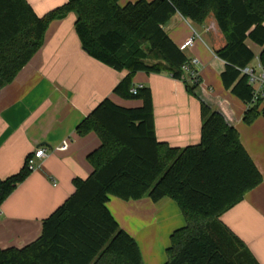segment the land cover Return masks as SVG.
I'll list each match as a JSON object with an SVG mask.
<instances>
[{
	"label": "trees",
	"instance_id": "1",
	"mask_svg": "<svg viewBox=\"0 0 264 264\" xmlns=\"http://www.w3.org/2000/svg\"><path fill=\"white\" fill-rule=\"evenodd\" d=\"M119 2L67 0L40 16L27 0H0V90L43 47L49 25L74 13L89 55L128 71L113 93L142 102L123 107L106 98L78 125L80 136L94 132L101 140L87 157L93 172L74 180L75 192L44 221L40 238L21 249L0 247V264H144L136 240L108 208L111 196L124 201L147 197L155 203L170 198L179 205L186 225L173 232L165 264H260L220 220L263 182L238 130L200 100L201 142L172 147L157 139L151 89L137 87L136 95L131 90L138 72L168 73L194 93L199 82L191 83L182 70L189 59L164 27L177 13L197 24L214 14L227 41L216 52L226 64L223 85L248 105L243 120L252 124L263 100L253 103L242 69L257 56L264 66V0ZM248 41L262 49L259 55ZM31 172L27 159L19 173L0 181V207Z\"/></svg>",
	"mask_w": 264,
	"mask_h": 264
},
{
	"label": "crops",
	"instance_id": "2",
	"mask_svg": "<svg viewBox=\"0 0 264 264\" xmlns=\"http://www.w3.org/2000/svg\"><path fill=\"white\" fill-rule=\"evenodd\" d=\"M27 1L40 16L67 2ZM136 1L120 0L119 4ZM75 23L74 13L53 21L43 47L15 80L0 90V181L19 173L37 149L46 153L0 207L3 249H21L40 238L44 221L75 192L74 180L87 179L93 172L87 157L101 146V140L94 132L80 136L76 129L96 106L106 98L123 107L142 105L113 93L128 71H116L91 57L81 44ZM164 28L178 47L195 37L194 46L184 53L189 60L198 61V88L190 93L187 84L168 73L146 72L134 75V87L151 89L157 139L172 147L183 149L201 142L200 100L238 130L263 182L220 220L264 264V100L260 116L247 125L243 119L248 105L225 89L221 79L226 64L216 52L227 41L214 14L197 24L177 13ZM247 44L260 54L259 46ZM64 142L68 147L60 150ZM108 208L120 227L136 240L144 264H163L173 232L186 225L179 205L170 198L155 203L147 197L124 201L111 196Z\"/></svg>",
	"mask_w": 264,
	"mask_h": 264
},
{
	"label": "built area",
	"instance_id": "3",
	"mask_svg": "<svg viewBox=\"0 0 264 264\" xmlns=\"http://www.w3.org/2000/svg\"><path fill=\"white\" fill-rule=\"evenodd\" d=\"M195 37L188 39L184 44L180 46L181 51H185L188 48L194 46ZM198 61L195 59L189 60L183 67L182 70L191 80V83L199 82V74L196 66ZM243 74L248 76V84L252 88L253 93V103H256L259 100H264V66L261 64L258 56L255 59V62L246 68L242 69ZM137 88H133L131 93L136 95ZM68 147L67 142H64L59 148L60 150H66ZM46 155L45 150L39 148L36 150L33 156L28 158V166L30 170H34L36 167V160L43 158Z\"/></svg>",
	"mask_w": 264,
	"mask_h": 264
},
{
	"label": "rangeland",
	"instance_id": "4",
	"mask_svg": "<svg viewBox=\"0 0 264 264\" xmlns=\"http://www.w3.org/2000/svg\"><path fill=\"white\" fill-rule=\"evenodd\" d=\"M251 45H255L254 43H252L251 41H248ZM149 58H150V60L152 61V62H154V63H157V62H155L157 59H156V56L155 55H151V56H149ZM255 62V61H254ZM253 62V63H254ZM185 83V82H184ZM186 84V83H185ZM189 84H191L190 82H189ZM134 85V84H133ZM123 100H125V101H128V102H140V100H138V99H123ZM165 256L167 257V253H166V251H165ZM165 262H166V259H165V261L163 262V264H165Z\"/></svg>",
	"mask_w": 264,
	"mask_h": 264
},
{
	"label": "water",
	"instance_id": "5",
	"mask_svg": "<svg viewBox=\"0 0 264 264\" xmlns=\"http://www.w3.org/2000/svg\"><path fill=\"white\" fill-rule=\"evenodd\" d=\"M85 50V49H84ZM86 51V50H85ZM87 52V51H86Z\"/></svg>",
	"mask_w": 264,
	"mask_h": 264
}]
</instances>
